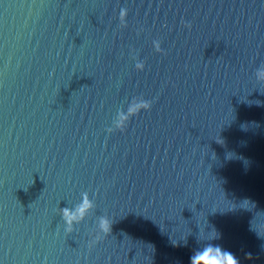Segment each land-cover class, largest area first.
I'll use <instances>...</instances> for the list:
<instances>
[{
	"label": "water",
	"instance_id": "obj_1",
	"mask_svg": "<svg viewBox=\"0 0 264 264\" xmlns=\"http://www.w3.org/2000/svg\"><path fill=\"white\" fill-rule=\"evenodd\" d=\"M261 71L264 0H0V264H264Z\"/></svg>",
	"mask_w": 264,
	"mask_h": 264
},
{
	"label": "clouds",
	"instance_id": "obj_2",
	"mask_svg": "<svg viewBox=\"0 0 264 264\" xmlns=\"http://www.w3.org/2000/svg\"><path fill=\"white\" fill-rule=\"evenodd\" d=\"M126 15V10H121V18ZM138 68H142V65H137ZM258 79L264 80V71L258 73ZM151 105L147 101H143L135 106L130 107L127 115L135 116L141 110H149ZM127 116L122 117L121 120L116 124L118 129H123L124 122ZM90 203L85 197L82 204L77 208L75 213H70L68 209L63 210V217L66 223L69 224V230L72 220L76 215L83 216L85 210L90 208ZM100 231L107 235L111 231V225L106 219H101ZM213 236L210 239H215ZM99 239V237H97ZM96 241H93L95 243ZM190 264H239L238 259L233 253L227 250H222L220 245H213L211 243L205 245L202 249L195 250L190 257Z\"/></svg>",
	"mask_w": 264,
	"mask_h": 264
}]
</instances>
